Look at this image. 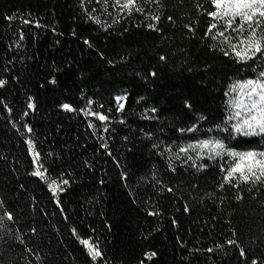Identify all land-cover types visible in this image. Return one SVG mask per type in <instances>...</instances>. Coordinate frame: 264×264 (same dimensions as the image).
I'll return each instance as SVG.
<instances>
[{"label": "trees", "instance_id": "obj_1", "mask_svg": "<svg viewBox=\"0 0 264 264\" xmlns=\"http://www.w3.org/2000/svg\"><path fill=\"white\" fill-rule=\"evenodd\" d=\"M255 83L264 0H0V264H264Z\"/></svg>", "mask_w": 264, "mask_h": 264}, {"label": "rangeland", "instance_id": "obj_2", "mask_svg": "<svg viewBox=\"0 0 264 264\" xmlns=\"http://www.w3.org/2000/svg\"><path fill=\"white\" fill-rule=\"evenodd\" d=\"M219 7L222 5L219 4ZM235 106L247 115L248 129H254L258 125L264 127V87L256 83L241 86Z\"/></svg>", "mask_w": 264, "mask_h": 264}]
</instances>
